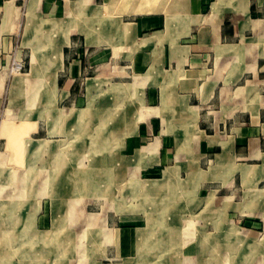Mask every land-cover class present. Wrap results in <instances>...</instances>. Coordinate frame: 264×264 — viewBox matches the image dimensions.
Segmentation results:
<instances>
[{"label":"crops","instance_id":"0c3cea01","mask_svg":"<svg viewBox=\"0 0 264 264\" xmlns=\"http://www.w3.org/2000/svg\"><path fill=\"white\" fill-rule=\"evenodd\" d=\"M52 22L61 54L42 52L36 76V41L62 40ZM25 90L22 151L45 142L41 166L96 171L90 264H217L222 237L264 264V0H0V123ZM74 143L97 161L64 165Z\"/></svg>","mask_w":264,"mask_h":264},{"label":"rangeland","instance_id":"374dc122","mask_svg":"<svg viewBox=\"0 0 264 264\" xmlns=\"http://www.w3.org/2000/svg\"><path fill=\"white\" fill-rule=\"evenodd\" d=\"M80 18L81 16L77 17L78 20ZM47 30V33L50 34V26ZM59 32L62 40L61 43L59 40L57 42L61 48L66 33L64 34L63 29H60ZM44 34H46L45 29L38 31V35L41 37ZM51 44L54 43L49 40L36 41V55L38 56L36 76L39 72L42 52L47 56L46 60L49 64L48 54ZM6 71V74L11 77L10 71ZM12 74L13 77L19 75L18 73ZM38 77L36 78L35 109L33 105H23L25 99L28 98L26 96L33 94L32 90H25L22 94L23 99H25L19 101V105L9 107L8 112L6 111L3 115L4 119L11 122L4 120L0 123V136L5 137L8 146H10H4L3 140H0V162L2 161L5 166H11V168H4V164L0 163V204H7L17 209L16 212L14 211L17 213V217L9 220L11 226L7 225L9 222L0 226V264L26 262L21 252L23 250L28 251L30 247L34 248V246L35 251L33 252L36 254V259L33 264H90V261L96 258L95 247L98 237L102 238V234H98L95 226L87 228L83 218L84 213L81 211L97 210L98 187L95 184L96 175L94 174L96 171L85 168L50 169L49 164L41 166V161L52 157L46 152L41 154L49 146L45 142H40L30 153L25 154V150L22 151V145L25 144V141H21L20 134L22 131L27 133L31 126L13 123L29 118L33 114V109L36 110V118L40 119L42 124L48 122L51 109L49 90L43 88V84H40L39 87L38 80L43 81L45 76L39 77L40 79ZM11 93L12 95L17 94V90L11 88ZM75 148L76 144L74 143L72 146L65 147V153H59L63 157L64 165L76 166L81 163V165L87 166L92 160L93 162L97 161L96 154L76 153ZM22 153H24V160H22ZM58 159L55 157L52 161L56 162ZM17 160L26 163L28 169L24 165L23 169H17ZM81 175H84L85 178H82ZM86 178L91 184L84 181ZM50 179L51 183H49ZM72 181L75 184H72ZM112 190L113 187L111 186L109 190L106 189L105 191L112 193ZM0 211L3 215L1 218L5 219L4 216L7 211L4 209ZM11 212L13 213V210ZM96 215L87 213L89 224L96 220ZM66 230L71 232H66ZM82 230L86 232L81 233ZM28 237L33 238L27 240ZM220 241L218 245L221 246V249L216 251L217 264H245L248 254L249 257H251L252 252L256 254L255 251H247L246 249H226L225 246L228 241L225 242V237L220 238ZM243 253L246 258L245 256L242 258Z\"/></svg>","mask_w":264,"mask_h":264},{"label":"bare ground","instance_id":"6f19581e","mask_svg":"<svg viewBox=\"0 0 264 264\" xmlns=\"http://www.w3.org/2000/svg\"><path fill=\"white\" fill-rule=\"evenodd\" d=\"M52 27H55L57 30L63 29L64 34L66 33V27L61 26L60 23L58 22L57 24L55 22H52ZM51 51H52V57L55 59H58L60 57V44H58V42H55L54 44H51ZM36 53H37V48H36ZM37 56V55H36ZM50 57V56H49ZM37 58V57H36ZM33 62V61H32ZM34 65V64H33ZM37 66V65H36ZM40 70V69H39ZM12 73H19V72H12ZM17 77V75H16ZM17 79V78H16ZM10 122V121H9ZM8 133V132H7ZM6 134V133H5ZM8 138V137H7ZM24 151V150H23ZM42 151V150H40ZM1 163V162H0ZM76 175V174H75ZM85 178V177H84ZM30 180V179H29ZM51 180V179H50ZM85 181V180H84ZM50 182V181H49ZM52 182V181H51ZM77 183H79L78 181H75ZM82 182V181H81ZM75 184V183H74ZM79 186V185H78ZM77 188V187H76ZM6 199V198H5ZM8 208V209H6ZM16 208V207H15ZM14 207L12 208V206L9 205H1L0 204V210L4 209L5 211H7V214L4 216L5 219L1 218L3 217V215H1L0 213V226L4 225L5 223L7 224L9 222L10 219L17 217V213H14V211L16 212L17 209H15ZM11 210H13V213L11 212ZM10 211V212H9ZM1 212V211H0ZM11 222V221H10ZM10 222L7 224L8 226H11ZM33 237H28V239H32ZM5 248V247H4ZM35 251V246L30 247V250L26 251L23 250L21 252V254L24 257V260L26 262L20 263V264H33V262H35L36 259V254L33 252ZM264 261V260H263ZM8 264V263H7ZM10 264V263H9ZM19 264V263H18ZM36 264V263H35Z\"/></svg>","mask_w":264,"mask_h":264},{"label":"built area","instance_id":"2783aa9c","mask_svg":"<svg viewBox=\"0 0 264 264\" xmlns=\"http://www.w3.org/2000/svg\"><path fill=\"white\" fill-rule=\"evenodd\" d=\"M24 63L21 58L12 57L8 64V69L10 72H20L23 70Z\"/></svg>","mask_w":264,"mask_h":264}]
</instances>
